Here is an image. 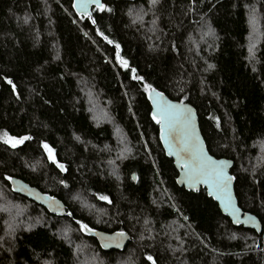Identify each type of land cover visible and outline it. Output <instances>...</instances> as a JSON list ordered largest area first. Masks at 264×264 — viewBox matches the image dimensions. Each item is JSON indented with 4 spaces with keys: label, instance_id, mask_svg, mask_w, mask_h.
I'll return each instance as SVG.
<instances>
[{
    "label": "trees",
    "instance_id": "trees-1",
    "mask_svg": "<svg viewBox=\"0 0 264 264\" xmlns=\"http://www.w3.org/2000/svg\"><path fill=\"white\" fill-rule=\"evenodd\" d=\"M72 2L0 0V264H264V0H103L87 18ZM153 90L195 107L261 233L178 187ZM12 178L66 215L14 193ZM87 230L132 239L104 251Z\"/></svg>",
    "mask_w": 264,
    "mask_h": 264
},
{
    "label": "water",
    "instance_id": "water-1",
    "mask_svg": "<svg viewBox=\"0 0 264 264\" xmlns=\"http://www.w3.org/2000/svg\"><path fill=\"white\" fill-rule=\"evenodd\" d=\"M79 17H90L93 8L103 9V0H72ZM134 2L135 0H122ZM149 101L152 115L159 121L160 142L167 158L173 161L178 172L177 185L187 192L206 190L218 205L223 216L235 227L262 232V222L250 212H244L235 193V179L231 173L234 162L216 158L209 153L202 135L197 110L189 103L174 101L165 94L151 91ZM12 191L44 207L50 214L64 217L67 209L57 197L44 194L19 178L10 180ZM104 251H122L131 241L126 232L87 230Z\"/></svg>",
    "mask_w": 264,
    "mask_h": 264
},
{
    "label": "rangeland",
    "instance_id": "rangeland-1",
    "mask_svg": "<svg viewBox=\"0 0 264 264\" xmlns=\"http://www.w3.org/2000/svg\"><path fill=\"white\" fill-rule=\"evenodd\" d=\"M131 19H132V21H136L138 19L137 10H135L134 16ZM90 112L93 115L97 113L96 112V109L93 108V107H90ZM24 141H25V138H21V139L20 138H10V137H6L5 138V142L8 143L12 147H18V146L22 145V143ZM45 150H46V153H47L48 157L51 160L56 161V157H55L54 151L52 149H50L48 146H45ZM262 157H263V154L261 153V150H260L259 157L255 161L256 164L258 162H260V160L262 159ZM6 229L8 230V232H9L8 235H10V236H12L13 234H15L18 231V227H15L14 228V226H13V224L11 222L6 224ZM70 230L71 229H69V228L60 229L58 233L60 235H63V233H65V231H66V233L70 234L71 233ZM89 255L92 256L91 252H89ZM88 263L89 262L86 261V259H84V263L83 264H88ZM90 264H91V262H90ZM92 264H97V263L94 261V262H92ZM123 264H128V263H123Z\"/></svg>",
    "mask_w": 264,
    "mask_h": 264
},
{
    "label": "bare ground",
    "instance_id": "bare-ground-1",
    "mask_svg": "<svg viewBox=\"0 0 264 264\" xmlns=\"http://www.w3.org/2000/svg\"><path fill=\"white\" fill-rule=\"evenodd\" d=\"M73 3V2H72ZM84 18V17H83Z\"/></svg>",
    "mask_w": 264,
    "mask_h": 264
}]
</instances>
